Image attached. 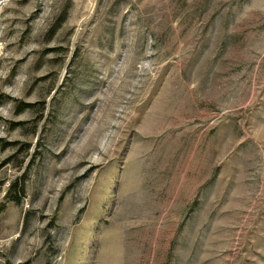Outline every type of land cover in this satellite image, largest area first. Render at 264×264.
Returning a JSON list of instances; mask_svg holds the SVG:
<instances>
[{"label": "rangeland", "instance_id": "obj_1", "mask_svg": "<svg viewBox=\"0 0 264 264\" xmlns=\"http://www.w3.org/2000/svg\"><path fill=\"white\" fill-rule=\"evenodd\" d=\"M0 264H264V0H3Z\"/></svg>", "mask_w": 264, "mask_h": 264}, {"label": "bare ground", "instance_id": "obj_2", "mask_svg": "<svg viewBox=\"0 0 264 264\" xmlns=\"http://www.w3.org/2000/svg\"><path fill=\"white\" fill-rule=\"evenodd\" d=\"M3 0H0V4L2 3Z\"/></svg>", "mask_w": 264, "mask_h": 264}]
</instances>
